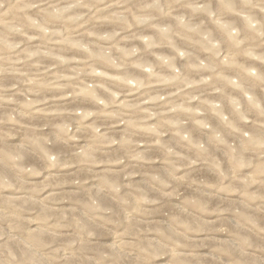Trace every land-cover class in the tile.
<instances>
[{"label": "clouds", "instance_id": "9594fccd", "mask_svg": "<svg viewBox=\"0 0 264 264\" xmlns=\"http://www.w3.org/2000/svg\"><path fill=\"white\" fill-rule=\"evenodd\" d=\"M0 264H264V0H0Z\"/></svg>", "mask_w": 264, "mask_h": 264}]
</instances>
